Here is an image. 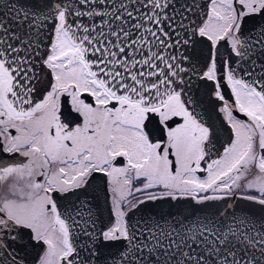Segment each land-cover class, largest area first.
Listing matches in <instances>:
<instances>
[{"label": "snow or ice", "instance_id": "1", "mask_svg": "<svg viewBox=\"0 0 264 264\" xmlns=\"http://www.w3.org/2000/svg\"><path fill=\"white\" fill-rule=\"evenodd\" d=\"M0 264H264V0H0Z\"/></svg>", "mask_w": 264, "mask_h": 264}, {"label": "water", "instance_id": "2", "mask_svg": "<svg viewBox=\"0 0 264 264\" xmlns=\"http://www.w3.org/2000/svg\"><path fill=\"white\" fill-rule=\"evenodd\" d=\"M95 195L99 197V203L102 210L106 209V197H105V191L103 189H100L99 187L95 188ZM237 208L241 207H250L253 210H255V205H250L247 201L237 200L234 202ZM163 206L167 207V202H163Z\"/></svg>", "mask_w": 264, "mask_h": 264}, {"label": "flooded vegetation", "instance_id": "3", "mask_svg": "<svg viewBox=\"0 0 264 264\" xmlns=\"http://www.w3.org/2000/svg\"><path fill=\"white\" fill-rule=\"evenodd\" d=\"M102 179L103 178L100 176L96 177L95 188L99 187L100 189H103L105 191V197H106L107 196L106 184L101 183Z\"/></svg>", "mask_w": 264, "mask_h": 264}]
</instances>
